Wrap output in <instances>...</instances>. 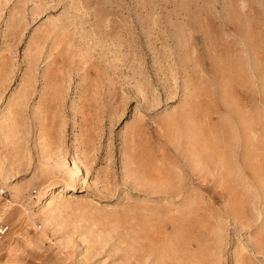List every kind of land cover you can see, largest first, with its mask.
Wrapping results in <instances>:
<instances>
[{
	"label": "rangeland",
	"instance_id": "obj_1",
	"mask_svg": "<svg viewBox=\"0 0 264 264\" xmlns=\"http://www.w3.org/2000/svg\"><path fill=\"white\" fill-rule=\"evenodd\" d=\"M3 226L0 264H264V0H0Z\"/></svg>",
	"mask_w": 264,
	"mask_h": 264
},
{
	"label": "built area",
	"instance_id": "obj_2",
	"mask_svg": "<svg viewBox=\"0 0 264 264\" xmlns=\"http://www.w3.org/2000/svg\"><path fill=\"white\" fill-rule=\"evenodd\" d=\"M9 230V227L7 226H3V227H0V234L1 235H5Z\"/></svg>",
	"mask_w": 264,
	"mask_h": 264
},
{
	"label": "bare ground",
	"instance_id": "obj_3",
	"mask_svg": "<svg viewBox=\"0 0 264 264\" xmlns=\"http://www.w3.org/2000/svg\"><path fill=\"white\" fill-rule=\"evenodd\" d=\"M52 188H53V187H52ZM51 190H52V189H51ZM48 194H49V193H48ZM50 194H51V193H50ZM50 194H49V195H50ZM46 196H47V195H46ZM50 196H51V195H50ZM48 204H49V203H48Z\"/></svg>",
	"mask_w": 264,
	"mask_h": 264
}]
</instances>
